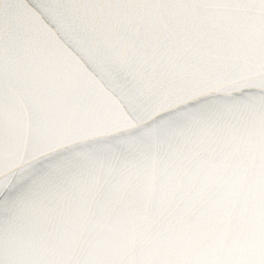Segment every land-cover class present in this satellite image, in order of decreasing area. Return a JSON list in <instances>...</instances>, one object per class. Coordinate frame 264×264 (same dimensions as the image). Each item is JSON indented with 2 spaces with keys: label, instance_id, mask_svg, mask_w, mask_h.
Here are the masks:
<instances>
[{
  "label": "water",
  "instance_id": "water-1",
  "mask_svg": "<svg viewBox=\"0 0 264 264\" xmlns=\"http://www.w3.org/2000/svg\"><path fill=\"white\" fill-rule=\"evenodd\" d=\"M0 264H264V0H0Z\"/></svg>",
  "mask_w": 264,
  "mask_h": 264
}]
</instances>
